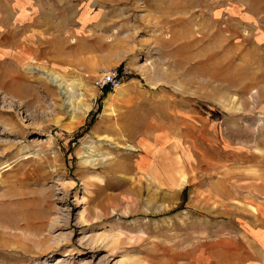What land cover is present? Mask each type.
<instances>
[{
	"label": "rangeland",
	"instance_id": "374dc122",
	"mask_svg": "<svg viewBox=\"0 0 264 264\" xmlns=\"http://www.w3.org/2000/svg\"><path fill=\"white\" fill-rule=\"evenodd\" d=\"M0 50L78 82L0 90V264H264V0H0Z\"/></svg>",
	"mask_w": 264,
	"mask_h": 264
},
{
	"label": "bare ground",
	"instance_id": "6f19581e",
	"mask_svg": "<svg viewBox=\"0 0 264 264\" xmlns=\"http://www.w3.org/2000/svg\"><path fill=\"white\" fill-rule=\"evenodd\" d=\"M3 51L0 50V55ZM16 52V51H15ZM18 54V52H17ZM18 57V55L16 56ZM35 60H31L30 63H26L28 65L27 66V69L25 68V66H23V68H25L27 71H29V73H31L30 76H27V75H22V77H20V80L21 82H19L16 86L14 87H6V86H3V84L1 83V87H0V90L2 89L4 91V93H7L10 97H13V98H17V99H22L24 97H27L31 94H34V93H38V92H42L46 89V91H48L54 102L53 104H55V106L57 107V109L60 111V110H65V106L69 104V102L71 101L70 97L73 93V90H75L74 86L75 85H78L76 82L72 84L70 83V85L66 84V74L67 76L69 74H73L75 73L74 71H69V72H65V75L62 73H58L56 71H52V70H48L46 69L45 67L43 66H37V65H32V63L34 62ZM46 62V61H45ZM25 65V64H24ZM1 68V67H0ZM22 68V69H23ZM49 68V67H48ZM50 69V68H49ZM25 71V72H27ZM7 73V72H6ZM35 74H37V76H35ZM66 76V77H67ZM31 77H35L34 78H31ZM30 79V80H28ZM36 80V82L38 83H42L44 85V90L43 88L41 90H39V87H35L33 84V81ZM69 80V79H68ZM73 81V80H72ZM27 82V83H26ZM80 84V83H79ZM36 85V84H35ZM71 86V87H70ZM124 84L122 83L120 86L116 87L115 88V91L114 93H112V97H116L118 95H121L122 92H120V90L124 89ZM77 90V89H76ZM2 92V91H1ZM3 93V92H2ZM76 96V95H75ZM78 98V97H77ZM115 100V99H114ZM77 101V100H76ZM81 102V106L83 108H86L88 109V106L82 102V100H80ZM106 108V106H105ZM56 109V108H55ZM69 110V109H68ZM66 109V112L68 111ZM58 112V111H57ZM61 112V111H60ZM106 112V111H105ZM107 113V112H106ZM107 115V114H106ZM159 124V123H157ZM155 125V124H154ZM181 126V125H180ZM157 127V126H156ZM161 127V125H160ZM151 129V128H150ZM181 130V129H180ZM150 139V138H149ZM177 139V138H176ZM129 149L131 151H135L134 149V146L132 145H129ZM187 155V154H186ZM95 156V154L93 153L92 150L88 151V154L85 155L84 157H86L85 161L87 163H89L90 165L93 166V157ZM25 157V156H24ZM28 157V156H27ZM111 157V156H110ZM109 159V158H107ZM95 161V160H94ZM111 161V160H110ZM112 162V161H111ZM114 163V162H113ZM149 164H150V161H149ZM148 164V165H149ZM116 171L118 172H121V171H125L126 172V168L124 167V165H118V167L116 168ZM186 176V175H185ZM181 182L185 181L184 180V177L182 179H180ZM122 182V181H121ZM124 202V201H123Z\"/></svg>",
	"mask_w": 264,
	"mask_h": 264
},
{
	"label": "crops",
	"instance_id": "0c3cea01",
	"mask_svg": "<svg viewBox=\"0 0 264 264\" xmlns=\"http://www.w3.org/2000/svg\"><path fill=\"white\" fill-rule=\"evenodd\" d=\"M34 5H35L34 2H30L29 6L28 5L25 6L23 14L19 13L20 10L18 7H15V12H13L11 15V23L17 22V21L26 22L23 30L21 31L22 33H50L49 28L45 29V25L43 23L41 25L37 24L38 20L36 19L37 17L34 15V10H35L33 9ZM254 235L260 240L259 243L264 244V233L263 232L260 231L258 233L255 231ZM252 236H253V231H252Z\"/></svg>",
	"mask_w": 264,
	"mask_h": 264
},
{
	"label": "built area",
	"instance_id": "2783aa9c",
	"mask_svg": "<svg viewBox=\"0 0 264 264\" xmlns=\"http://www.w3.org/2000/svg\"><path fill=\"white\" fill-rule=\"evenodd\" d=\"M128 74L129 71L124 66L105 69L98 78L94 79L93 86L99 93L104 92L106 89L112 91L123 83Z\"/></svg>",
	"mask_w": 264,
	"mask_h": 264
},
{
	"label": "trees",
	"instance_id": "16d2710c",
	"mask_svg": "<svg viewBox=\"0 0 264 264\" xmlns=\"http://www.w3.org/2000/svg\"><path fill=\"white\" fill-rule=\"evenodd\" d=\"M110 92L108 89L105 90V93Z\"/></svg>",
	"mask_w": 264,
	"mask_h": 264
}]
</instances>
